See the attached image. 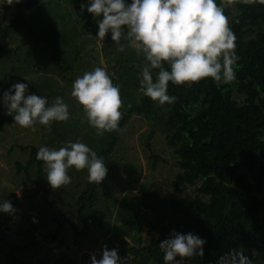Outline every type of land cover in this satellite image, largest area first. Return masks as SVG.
Segmentation results:
<instances>
[{"label":"rangeland","instance_id":"rangeland-1","mask_svg":"<svg viewBox=\"0 0 264 264\" xmlns=\"http://www.w3.org/2000/svg\"><path fill=\"white\" fill-rule=\"evenodd\" d=\"M223 3L237 11L235 0L232 4ZM16 13V4L0 7V46L4 50L0 55V121L10 117L5 114L3 91L11 83L28 82L24 77L30 81V92L47 96L49 102L56 96L63 97L71 117L54 122L51 131L40 124L35 125V131L14 121L0 124V201L7 199L17 209L15 214H8L10 220L6 226L11 231L2 235L0 264H14L8 255L15 246L29 240L18 232L27 231L33 217L42 221L40 232L43 233L55 231L58 211L77 223L80 231L84 228L78 211L79 199L88 185L87 169L70 168L71 183L57 189L48 183L43 163L42 171L38 163L32 166L30 178L26 171L19 170L20 165L29 161L34 146L37 149L41 145L60 147L65 141L80 139L100 155L110 145L115 132L97 135L88 124L82 105L71 96L74 79L96 66L106 67L113 83L120 87L124 101L121 111L125 114L133 103L138 104L145 97L139 91L140 68H133L143 56L127 47L124 52L118 51L119 46L111 40L110 33L103 41L99 40L97 20L85 26L81 12L68 0H41L28 13L26 18L34 27L45 32L42 39L29 36L17 24L10 29L8 37L2 36V28L12 24ZM43 79L49 80L51 89H31L34 83L42 84ZM236 96L240 101L241 95L236 92ZM156 106L155 116L134 113L120 130L119 140L108 157L107 176L98 184L97 208L103 223L98 225L92 221L87 233L79 237L68 226L56 243L17 253L25 264H90V254L95 253L99 259L104 244L109 249L121 248L120 241L125 240L130 246L144 247L156 243L162 227L171 225L167 235L173 229H180L175 225L176 217L168 210L169 201L189 202L196 189L189 186L181 192L175 190V177L183 169L174 148L168 144L171 130L165 122L170 105ZM155 155L160 156L158 163Z\"/></svg>","mask_w":264,"mask_h":264},{"label":"trees","instance_id":"trees-1","mask_svg":"<svg viewBox=\"0 0 264 264\" xmlns=\"http://www.w3.org/2000/svg\"><path fill=\"white\" fill-rule=\"evenodd\" d=\"M40 1L21 0L16 4V17L12 24L2 28V36L8 37L10 29L17 24L29 36L37 39L45 37L43 29L37 30L26 18ZM68 1L79 12L81 3L89 2ZM223 1L228 0H218V3ZM235 1L237 11L232 6L224 8L237 37L236 50L240 57L236 65L237 79L230 84L213 82L211 78L183 85L169 82L168 87L169 95L177 98L170 105L165 122L171 130L168 144L174 148L183 169L176 175L174 187L176 192L189 186L196 189L189 202L170 200L168 210L176 217L178 231H191L207 240L203 246L204 255L186 257L185 264H216L218 257L232 248L244 250L253 259V264H264V5ZM81 14L85 26L96 20L87 9ZM3 53L0 46V55ZM142 60L134 65L135 70L140 68L138 65H143ZM42 81V84L31 85V89H51L48 79ZM236 92L241 95L240 101ZM156 105L146 96L140 103H133L128 113H123L120 129L134 113L155 116ZM7 122H13V117H5L0 124L3 126ZM114 132L110 145L99 155L104 157L107 168L108 157L119 140L120 131ZM37 151V147H32L29 161L19 166L20 171L27 172L28 178L31 177L32 166L43 163L37 160ZM154 157L158 163L160 156ZM98 193V184L88 181L87 189L79 199L78 213L84 223L81 231L77 223L58 211L55 231L43 233L40 232L42 221L37 217V222H33L27 231L18 232L19 236L29 240L24 245L15 246L8 260L14 264H25L17 253L56 243L68 226L79 237L87 233L92 221L102 224L101 211L97 208ZM2 218L0 242L4 237L2 235L11 231L6 226L10 216L4 213L0 215V220ZM170 229L171 225L162 227L156 243L144 247L120 241L122 247L118 254L122 257L128 255V264H164L159 243L169 236ZM77 242L81 243L80 240Z\"/></svg>","mask_w":264,"mask_h":264},{"label":"clouds","instance_id":"clouds-1","mask_svg":"<svg viewBox=\"0 0 264 264\" xmlns=\"http://www.w3.org/2000/svg\"><path fill=\"white\" fill-rule=\"evenodd\" d=\"M243 4L264 5V0H239ZM21 0H0L13 5ZM229 4L233 0H228ZM81 12L87 9L97 20L96 37L103 41L106 34L124 52L126 47L144 58L138 73L139 91L159 106L171 105L175 95H169V82L174 85L199 82L211 78L213 82L230 84L237 79V37L230 27L224 3L218 0H89L81 3ZM98 18V19H97ZM24 81L30 82L26 77ZM17 81L3 91L2 102L6 115L23 128L35 131L43 125L51 131L54 122L71 117L69 105L63 97L56 96L49 102L47 96L30 92L29 83ZM71 96L82 105L88 124L97 135L120 131L124 101L120 87L106 67L96 66L77 76L72 83ZM43 162L46 179L53 189L72 181L70 168L87 169L88 181L100 184L108 168L99 156L80 139L63 142L60 147L41 145L36 153ZM19 195V192H18ZM11 201H0V212L15 214ZM33 222H37L33 217ZM206 238L194 232L173 229L159 243L164 264H185V258L204 255ZM119 248L109 249L104 244L100 258L90 254V264H128L129 256L122 257ZM179 257V259H176ZM216 264H253V259L241 248H232L220 255Z\"/></svg>","mask_w":264,"mask_h":264}]
</instances>
